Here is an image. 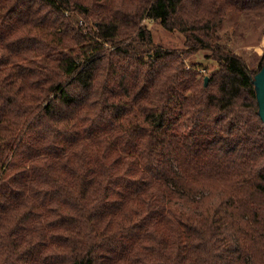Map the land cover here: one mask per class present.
<instances>
[{
	"label": "trees",
	"instance_id": "16d2710c",
	"mask_svg": "<svg viewBox=\"0 0 264 264\" xmlns=\"http://www.w3.org/2000/svg\"><path fill=\"white\" fill-rule=\"evenodd\" d=\"M235 14L264 0H0V264H264V52Z\"/></svg>",
	"mask_w": 264,
	"mask_h": 264
},
{
	"label": "rangeland",
	"instance_id": "374dc122",
	"mask_svg": "<svg viewBox=\"0 0 264 264\" xmlns=\"http://www.w3.org/2000/svg\"><path fill=\"white\" fill-rule=\"evenodd\" d=\"M144 22L152 30L153 38L156 44L164 45L168 48H184L185 36L179 31H170L162 27L160 23L154 20L146 19ZM226 35L230 37L231 47L249 57H259L264 52V19L259 18L257 22L249 20V17L243 14H235L227 22L225 26ZM187 66L198 63L209 64L207 69L205 66L199 65L198 68L202 73L209 77L210 70L216 67L213 60L204 55L203 52L195 53L186 58ZM206 78V77H205Z\"/></svg>",
	"mask_w": 264,
	"mask_h": 264
},
{
	"label": "water",
	"instance_id": "95a60500",
	"mask_svg": "<svg viewBox=\"0 0 264 264\" xmlns=\"http://www.w3.org/2000/svg\"><path fill=\"white\" fill-rule=\"evenodd\" d=\"M209 77L206 76L205 84H208ZM255 86L257 93V100L259 104V113L264 121V66L262 69L255 75Z\"/></svg>",
	"mask_w": 264,
	"mask_h": 264
}]
</instances>
